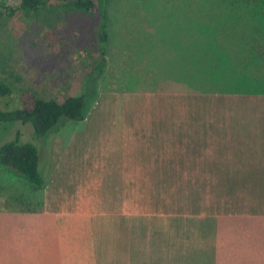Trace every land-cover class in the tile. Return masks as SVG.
I'll return each mask as SVG.
<instances>
[{"label": "crops", "instance_id": "obj_1", "mask_svg": "<svg viewBox=\"0 0 264 264\" xmlns=\"http://www.w3.org/2000/svg\"><path fill=\"white\" fill-rule=\"evenodd\" d=\"M238 97H152L146 107L124 101L119 116L113 102L97 140L69 141L52 159L38 148L46 179L39 191L0 172V264H264V210L192 214L155 204L147 215L172 223L141 224L140 211L125 207L139 199L133 186L166 184L167 169L264 170V127L235 131L229 109L219 111L232 99H253L247 104L262 123L259 96ZM127 132L138 137L128 140Z\"/></svg>", "mask_w": 264, "mask_h": 264}, {"label": "rangeland", "instance_id": "obj_2", "mask_svg": "<svg viewBox=\"0 0 264 264\" xmlns=\"http://www.w3.org/2000/svg\"><path fill=\"white\" fill-rule=\"evenodd\" d=\"M16 5L17 0H0V78L13 89L10 97L0 100V108L16 107L20 88L59 102L68 95H88L84 119H60L39 140L34 139L31 123H0V145L19 131L22 142H34L52 159L69 141L72 147L85 145L99 138L96 132L107 131L113 102L119 116L124 101L146 107L152 97L215 95L168 91V52L194 58L209 54L217 72L224 73L216 86L231 83L246 91L217 95L259 96L257 110L264 112V0H108L106 64L95 82V93L85 85L96 54L92 27L84 33L75 23L55 19L46 25L19 10L12 11L10 7ZM232 100L220 105L219 111L229 109L228 124H235V131L264 127V119L260 125L254 108L248 105L253 99ZM127 133L128 140L138 137ZM2 185L1 180L0 188ZM155 187L148 183L133 186V196L139 199L125 201V207L140 211L141 224L172 223L167 215H147L155 210ZM160 191L162 196L166 194Z\"/></svg>", "mask_w": 264, "mask_h": 264}, {"label": "trees", "instance_id": "obj_3", "mask_svg": "<svg viewBox=\"0 0 264 264\" xmlns=\"http://www.w3.org/2000/svg\"><path fill=\"white\" fill-rule=\"evenodd\" d=\"M107 5L108 0H17V5L10 9L19 10L25 16L46 25H49L52 19L69 24L75 23L84 33H87V28L91 26L96 42V54L90 63L91 71L87 75L85 85L89 88L88 91L95 93V82L103 74L106 64ZM207 55L209 54H204L202 58H194L179 51L168 52L167 90H179L187 94L246 92L231 83H227V86H216L219 82L217 80L224 79V73L217 72L212 58ZM12 92V87L0 78V100L10 97ZM87 95L88 92L68 95L59 102L56 98H45L35 90L20 88L16 103L18 105L12 109L0 108V123H31L34 139L39 140L60 119L73 121L84 119ZM16 132L14 139L0 145V172L12 173L26 182L33 192H37L46 181L41 168L39 149L34 142H22L20 132ZM193 174L204 176L202 179H191ZM263 178L264 170L261 169L193 171L167 169L164 188L160 187L162 185L155 187L158 193L160 190L165 191L167 199L161 200L162 197L157 195L154 203L161 204L165 210L192 214L200 211L261 212L264 210ZM192 180L195 183L191 184Z\"/></svg>", "mask_w": 264, "mask_h": 264}]
</instances>
